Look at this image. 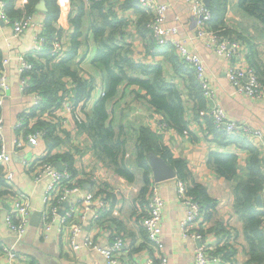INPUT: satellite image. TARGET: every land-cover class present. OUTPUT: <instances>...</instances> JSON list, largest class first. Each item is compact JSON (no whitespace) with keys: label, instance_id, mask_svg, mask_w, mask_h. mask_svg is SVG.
<instances>
[{"label":"crops","instance_id":"crops-1","mask_svg":"<svg viewBox=\"0 0 264 264\" xmlns=\"http://www.w3.org/2000/svg\"><path fill=\"white\" fill-rule=\"evenodd\" d=\"M5 1L8 5L9 0ZM26 1L16 0L14 8L24 12ZM105 1H107L106 8L111 10L109 15H114L120 21L116 44L121 47V52L127 53L137 63L162 66L164 80L174 83L182 94L185 117L191 132L180 133L168 125L163 112L150 103L147 91L123 80L115 94L106 100L107 123H111L116 129L123 126L126 140L125 163L133 177L128 178L118 173L114 164H111L104 154L93 146L88 131L79 127L74 116V113L78 112L86 121L92 115L94 106L106 87L104 66L95 60L99 46L93 26L102 22L100 11L93 5L92 0H56L60 14L53 24L61 31L60 41L64 51L71 46L75 30L74 18L82 13L81 35L78 38L80 46L74 67L78 69L83 79L92 81L93 89L86 100L76 104L73 97L67 96L60 106L50 112L61 123L60 145L50 149V138L42 135L37 144L24 140L23 147L15 149L13 141L20 134L16 128L18 118L25 111L28 112L34 102L32 92L22 90L16 56L18 53L30 50L35 31L29 28L17 34L12 23L0 19V70L5 69L11 85L2 107L3 133L10 160L7 164L0 163V242L13 246L17 251L16 264H108L106 257L98 249L85 244V238L90 237L93 243L104 247L111 243L112 231L117 230L125 238V247L132 256L138 255L142 258L147 255V233L141 224V216L149 185L144 179V168L138 164L137 159L140 128L146 126L160 137L161 143L167 146L174 156L182 157L187 161V183L197 188L196 195L205 211L203 225L198 227H205L203 236L208 241L227 240L228 252L223 264H246L250 258L249 244L244 235V222L235 210L236 182L220 175L208 162V158L211 151L237 153L238 170L244 176L250 159L246 145L253 138L242 129L237 133L235 138L237 140L215 137L209 129L210 109L213 102L203 96L198 79L190 67L177 63L179 61L175 48L160 46L157 43L146 25L149 15L139 7L138 0H133L134 4L131 6H127L128 0ZM158 1L170 4L164 25L178 27L177 32L171 34L170 38L182 40L189 50L200 54L206 61L216 92L215 104L224 109L229 119L238 120L250 126L252 130H260L264 134V98H250L244 93L237 92L230 84L228 66L232 61L216 51L208 34L195 35L197 22L192 13L191 3L185 0ZM41 2L44 3L45 9L38 7ZM226 3L224 23L228 26L230 20H237L229 17L251 20L252 23L243 26L242 29L251 37L250 40L255 45L254 49H257L258 59L264 63V25L244 12L238 0H226ZM47 10L45 1L41 0L31 14L45 22ZM211 22L209 28L213 30L219 29L223 24L216 25L213 20ZM231 25L238 27L235 22ZM253 34L261 37V40ZM245 48L250 53L249 47L245 46ZM6 57H10V60L3 66L2 60ZM239 62L246 64L243 60ZM125 69L129 75L144 77L142 73L131 67L125 66ZM64 80L67 86L66 93H69L74 83L67 77H64ZM68 103H72L75 107ZM46 151L51 152L50 158L58 168L61 163L63 166L65 163L62 155L70 154L72 167L75 170V189L68 194L67 200L49 228L41 226L42 215L37 225L30 222L34 211L42 212L51 177L44 175L36 180L28 165L38 160ZM261 159L264 171V157L261 156ZM8 170L14 175L10 188L4 180ZM92 173L99 176V183L96 184L92 180L90 177ZM175 177L160 182V192L164 198L162 208L164 253L168 257V264H190L197 241L182 234L181 222L185 217V207L179 197ZM150 178L154 179L152 168ZM90 190L95 191L96 197L105 194L110 203V210L97 220H93V210H87L83 227L76 238L79 248L74 250L70 245L68 232L61 233L59 230L60 217L72 203L78 202ZM17 192L23 193L30 203V220L21 237L15 235L7 222V217L16 203ZM258 197H260L259 203ZM256 201L264 212V188L256 196ZM262 218L264 229V213ZM0 264H9L1 247ZM248 264H256V261Z\"/></svg>","mask_w":264,"mask_h":264},{"label":"trees","instance_id":"trees-1","mask_svg":"<svg viewBox=\"0 0 264 264\" xmlns=\"http://www.w3.org/2000/svg\"><path fill=\"white\" fill-rule=\"evenodd\" d=\"M40 1L27 0L24 4L23 12L21 9L14 8L16 0H9L7 12L11 17L20 18L35 11ZM44 1L48 8L45 19V34L49 42L45 50L40 53L39 58L41 60H33L35 64L34 68L26 73L29 83L27 92L40 90L42 100L38 104L33 103L28 112L25 111L27 113L22 114L25 115L24 132L43 129L45 131L43 136L51 140L49 145L51 149L61 144L62 138L59 133L61 123L52 113L46 119L42 118V114L46 111L51 112L53 108L55 109L60 106L67 96L73 97L76 104L79 101L86 100L93 89V83L88 79H83L78 69L74 67L75 58L78 55L80 46L78 38L81 35L82 13H79L74 18L75 30L72 35L70 48L67 51L65 50L63 52L64 55L58 60H53L51 52L54 48L55 40L57 38L60 39L61 36V31L53 22L58 18L60 10L56 0ZM132 1L128 0L127 6L134 4V1ZM92 2L99 9L102 17V22L93 26V32L99 46L95 60L104 66L106 71V87L103 94L97 100L92 115L86 121L78 122V125L81 129L88 131L93 146L104 154L111 164H114L118 173L132 178L133 175L125 163L126 140L123 134V126H119L116 129L111 123H107L108 110L106 108V100L115 94L118 85L123 80H127L131 85L136 84L145 89L150 103L163 112L164 119L168 125L174 127L180 133L190 134L191 131L185 117L182 94L174 83L164 80L162 66L160 64L147 65L137 63L127 53L121 52V47L116 44L117 32L120 30V21L114 15H109L111 10L106 8L107 1L92 0ZM238 2L244 12L256 18L264 25V0H238ZM226 5V0H211L212 20L216 25L223 23L220 27H224L225 25L224 14ZM108 28H110L109 31ZM248 45L250 50V53L248 51L246 55L248 63L254 67L259 79L264 82V63H261L258 59L254 43L249 40ZM166 47L173 48L172 45ZM125 66L142 73L144 77L129 75ZM64 77L71 79L74 83V87L69 93H66L67 86ZM73 92L74 95L72 94ZM209 129L215 137L220 136L229 140H237L235 139L237 138V133H240V130L237 133H230L224 128L217 127L212 117L209 119ZM17 131L20 132V128H17ZM139 138L137 159L138 164L144 168V179L147 185H150L153 181L150 178V154H159L176 169L179 177L187 181V161L182 157L174 156L171 150L161 143L160 137L155 132L149 127L141 126ZM246 146L250 152V159L247 163L246 174L244 176L238 170L237 153L211 151L208 162L215 167L220 175L236 182L234 185L235 210L244 222V235L249 244L250 258L246 264L253 261H256V264H264V229L262 224L264 212L259 208L256 201V196L264 188V171L262 169V159L259 149L251 142H248ZM62 160H64L70 171L74 174L72 156L66 153L62 155ZM188 188L190 192L196 195L195 189L197 188L195 186L192 187L188 184ZM196 198L198 199L197 195ZM199 202L201 203L200 200ZM227 252L228 250L225 252V255Z\"/></svg>","mask_w":264,"mask_h":264},{"label":"built area","instance_id":"built-area-1","mask_svg":"<svg viewBox=\"0 0 264 264\" xmlns=\"http://www.w3.org/2000/svg\"><path fill=\"white\" fill-rule=\"evenodd\" d=\"M185 1L191 3L192 13L196 18L197 28L195 33L200 35L208 34L210 41L214 42L216 51L220 54L224 53L226 58L232 61L228 66V78L236 91L245 93L253 99L264 98V82L259 79L254 67L249 65L246 56L248 51L245 45L239 40L224 36L221 37L222 35L218 34L220 30L209 28L210 22L213 19V11L206 3V0ZM139 5L141 9L151 14L148 27L156 38L157 43L160 46L172 45L176 50L179 62L184 66L194 69L200 82V88H202L201 90H203L205 96L209 99L214 98L216 92L205 72L204 58L200 54L189 50L182 40L170 38L171 34L177 32L178 27L176 25H164L169 4L157 0H139ZM6 7L7 2L0 0V19L12 23L15 33L18 34L29 28L35 31L30 50L25 53H18L16 56L18 70L21 75L22 90L27 92L29 83L26 73L34 68L35 64L33 60L40 59V53L45 50L49 42L45 34L46 24L44 21L37 19L33 14L24 15L19 19L13 18L7 13ZM63 52L62 43L57 38L51 56L56 58L63 55ZM9 60L10 57L3 58L2 65L4 66ZM240 60L246 61V64L240 63ZM10 86L7 72L2 68L0 70V163L3 164H7L10 160L3 133L4 118L2 116L3 103ZM32 94L34 97L33 103H40L42 100L41 91L36 90ZM23 114L18 118L19 120L16 126V128H20V134L14 138L15 149L22 148L24 140L32 144H37L45 132L43 129L24 132L25 115ZM49 114L50 112L46 111L42 114V118L46 119ZM210 115L217 127L224 128L230 133H237L238 130L241 131L242 129L248 132L249 136L253 138L251 143L255 147L259 149L260 146H263L264 148V134L260 130H252L248 125L246 126L243 123L229 119L224 109L220 106H212ZM74 116L77 122L83 121L80 113L75 112ZM259 152L264 157V152L262 153L260 150ZM50 154L51 152L46 151L38 160L28 165L36 180L41 179L44 175L51 177L46 190L45 203L42 207L41 226L43 228H49L52 225L55 216L67 200L68 194L75 189V176L67 164L64 163L63 169L58 168L50 158ZM90 177L96 184L100 182L97 174L92 173ZM13 179V173L10 170L6 171L4 180L8 188L12 187L11 183ZM175 180L179 197L185 207V217L181 222L182 234L184 237H192L197 241V246L194 248L193 258L190 264H223L225 252L227 251V240L223 239L220 242H211L203 236L205 227H198L199 225H203L202 221L205 212L203 206L196 198V195L190 192L185 179L175 177ZM160 187V182L153 179L149 185L146 201L143 204L141 224L147 233V255L142 258L138 255L132 256L125 247V238L117 230L112 231V241L109 245L101 247L93 243L90 237L85 238V244L98 249L106 257L108 264H168V257L164 253L165 245L162 239V208L164 198L160 192ZM104 193L106 192L104 191ZM29 207V199L23 193L17 192L16 203L7 217L8 226L17 237H21L26 231L30 220ZM89 209H92L94 212L93 220L99 219L101 215L110 210L108 198H106L105 194L102 197H96L95 191L90 190L78 202L72 203L60 217L59 230L61 233L68 232L70 245L74 250L79 248V243L76 241V238L80 234L83 227V220ZM0 247L6 254L9 264H16L18 253L14 247L1 242Z\"/></svg>","mask_w":264,"mask_h":264},{"label":"rangeland","instance_id":"rangeland-1","mask_svg":"<svg viewBox=\"0 0 264 264\" xmlns=\"http://www.w3.org/2000/svg\"><path fill=\"white\" fill-rule=\"evenodd\" d=\"M158 1V0H157ZM160 2V1H159ZM138 3H139V0H138ZM162 3H165V2H162ZM210 6V5H209ZM139 7H140V5H139ZM169 8H170V4H169ZM145 12V14H147V15H149V19H148V21L146 22L147 23V26H148V23L150 22V20H151V14L149 13V12H146V11H144ZM13 18H17V19H19L18 17H13ZM229 18H237V20H235V21H233V20H230V24L228 25V26H226V23H225V25H224V27H220L219 29H217V30H220V33L218 32V34H220V35H222L221 37H229V38H232V39H236V40H239L243 45H245V46H248L249 47V45H248V41L251 39V37L247 34V32H246V30H244V29H242V27L243 26H246V25H249L250 24V22L252 23V21L250 20H245L244 18L243 19H241V18H239V17H229ZM233 22H235L237 25H238V27L236 26V25H231ZM195 35H196V33H195ZM255 37H257L255 34H253ZM197 36H200V34H198L197 33ZM259 40H261L260 38H259V36L257 37ZM251 41V40H250ZM213 42V41H212ZM214 43V42H213ZM215 48V47H214ZM223 56H225L226 57V55L223 53L222 54ZM62 56V55H61ZM61 56H58V57H56V58H53V60H58ZM178 57V56H177ZM178 61H179V58H178ZM178 64H180V65H182L181 63H179V62H177ZM186 67V66H185ZM190 70L191 71H193L194 73H195V71H194V69L191 67L190 68ZM205 72H206V74H207V76H208V79H209V82L211 83V85H212V76L210 75L211 73L209 72V70H208V67H207V64H206V61H205ZM209 74V75H208ZM195 75H196V73H195ZM209 76H210V78H209ZM196 77H197V75H196ZM198 79V78H197ZM229 79V78H228ZM230 82V81H229ZM198 83L200 84V82H199V80H198ZM230 84H231V82H230ZM232 85V84H231ZM213 86V85H212ZM233 86V85H232ZM202 89V88H201ZM202 94H203V96L207 99V100H211L212 102H213V106H215L216 104H215V101H214V99H215V97L214 98H211V99H209V98H207L206 96H205V94H204V92H203V90H202ZM245 94V93H244ZM246 95V94H245ZM216 96V95H215ZM260 99H262V98H260ZM4 104V103H3ZM70 106H74L72 103H68ZM216 106H218V105H216ZM75 107V106H74ZM35 119V118H34ZM234 121H237V122H239L238 120H234ZM258 149V148H257ZM259 150L263 153L264 152V148H263V146H260L259 147Z\"/></svg>","mask_w":264,"mask_h":264},{"label":"water","instance_id":"water-1","mask_svg":"<svg viewBox=\"0 0 264 264\" xmlns=\"http://www.w3.org/2000/svg\"><path fill=\"white\" fill-rule=\"evenodd\" d=\"M208 5L211 4V0H206ZM41 6V7H40ZM39 8L45 9L44 3H40L38 5ZM149 163L153 171V178L154 180L161 182L170 178H173L177 175L176 169L172 167L163 157L157 154H150L149 156ZM60 169H63L62 163L60 164ZM260 197H258L259 203ZM42 215L41 211H34L31 224L37 225L39 223L40 217Z\"/></svg>","mask_w":264,"mask_h":264}]
</instances>
